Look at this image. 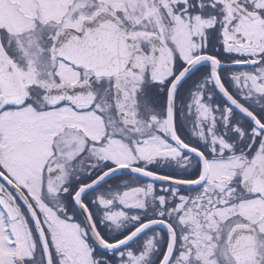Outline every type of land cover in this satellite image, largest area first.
<instances>
[{
	"label": "snow or ice",
	"instance_id": "1",
	"mask_svg": "<svg viewBox=\"0 0 264 264\" xmlns=\"http://www.w3.org/2000/svg\"><path fill=\"white\" fill-rule=\"evenodd\" d=\"M0 264H264V0H0Z\"/></svg>",
	"mask_w": 264,
	"mask_h": 264
}]
</instances>
